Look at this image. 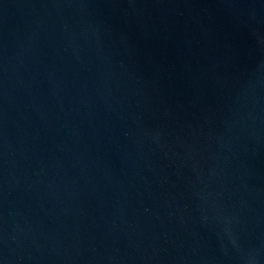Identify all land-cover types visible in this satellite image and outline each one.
Listing matches in <instances>:
<instances>
[{"label":"water","instance_id":"water-1","mask_svg":"<svg viewBox=\"0 0 264 264\" xmlns=\"http://www.w3.org/2000/svg\"><path fill=\"white\" fill-rule=\"evenodd\" d=\"M0 264H264V0H0Z\"/></svg>","mask_w":264,"mask_h":264}]
</instances>
